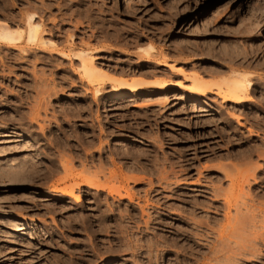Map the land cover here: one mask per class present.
Returning a JSON list of instances; mask_svg holds the SVG:
<instances>
[{"label":"rangeland","instance_id":"1","mask_svg":"<svg viewBox=\"0 0 264 264\" xmlns=\"http://www.w3.org/2000/svg\"><path fill=\"white\" fill-rule=\"evenodd\" d=\"M33 13L56 50L0 41V264H264V0H0V33ZM234 73L250 102L190 89Z\"/></svg>","mask_w":264,"mask_h":264},{"label":"bare ground","instance_id":"2","mask_svg":"<svg viewBox=\"0 0 264 264\" xmlns=\"http://www.w3.org/2000/svg\"><path fill=\"white\" fill-rule=\"evenodd\" d=\"M37 18H38V16L35 13L31 14L26 20L27 21L26 22L27 23L26 30H23L20 32H15L14 30L10 29V26H8L6 24L7 26H3L2 30H1L0 41L3 43L9 44V45H12V44L15 45V43L16 44L22 43L20 40L24 41V39L26 38V41L30 44H35V43L40 41L41 45L46 46L47 48L50 47V48H52L51 50H53V51L56 50L55 49L56 43L54 41H50V40L49 41H42L43 36L47 34V31H46V28L43 24L36 23ZM233 47H234L233 49L238 48L237 45H235ZM231 50H232V48H231ZM229 54H231V53H229ZM233 54H234V50H233ZM68 56L69 55H67L65 53L62 54V57H64V58H67ZM226 57H229V56L227 55ZM78 59L81 62V67H82L81 71H82L83 77L87 78V80L92 82V83H98L101 80V84H106V83L107 84H114V86H117L118 89H121V90L122 89H124V90L125 89H131L134 91H137V90L143 88L144 85L151 86L152 84H154V85L157 84L156 82L146 81L145 79H136V80L131 81V83H130L129 81H127L125 79H116L112 75H110L109 73H107L105 71H103V73L101 71V74H100V72L98 73V71H97L98 69L95 70L96 68H93L95 66H93L94 62H93V58L91 56L86 55V54L85 55L81 54V56L78 55ZM191 79H192L193 84L190 87V89L192 92H194L196 94L206 96L208 94L215 93L217 96L222 98V100L232 102L234 104H243V103L250 102L252 100V95H251L252 92L251 91H252L253 87L255 86L254 85L255 83L251 80V78L249 76L243 75L241 73H237V75L236 74L233 75L232 78L230 79V81L226 82V84L224 86L219 85V84H217L216 81L212 80L214 82V84H213L212 81H209V80L203 78L200 74L194 75L193 78H191ZM68 162L67 163L66 162L61 163L62 168L66 171L68 169L70 170V168H68L69 167L68 164L70 162L69 163ZM23 167H28V166L27 165H21L19 167V170H22ZM83 181L85 182L84 184H88L89 186L100 188V186L98 185L99 183L97 184V182H95V181H89L87 179H82L81 182H83ZM81 182H77L73 185H69V187H66L60 191L64 195H68V196L73 195L75 187H79Z\"/></svg>","mask_w":264,"mask_h":264},{"label":"crops","instance_id":"3","mask_svg":"<svg viewBox=\"0 0 264 264\" xmlns=\"http://www.w3.org/2000/svg\"><path fill=\"white\" fill-rule=\"evenodd\" d=\"M131 83V82H130ZM156 85V84H155Z\"/></svg>","mask_w":264,"mask_h":264}]
</instances>
